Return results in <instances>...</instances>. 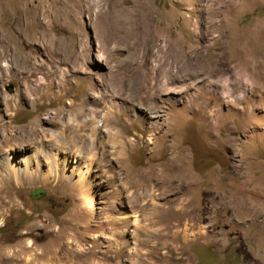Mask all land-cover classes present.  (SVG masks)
I'll return each mask as SVG.
<instances>
[{
  "label": "rangeland",
  "instance_id": "374dc122",
  "mask_svg": "<svg viewBox=\"0 0 264 264\" xmlns=\"http://www.w3.org/2000/svg\"><path fill=\"white\" fill-rule=\"evenodd\" d=\"M0 145V264H264V0H0Z\"/></svg>",
  "mask_w": 264,
  "mask_h": 264
},
{
  "label": "trees",
  "instance_id": "16d2710c",
  "mask_svg": "<svg viewBox=\"0 0 264 264\" xmlns=\"http://www.w3.org/2000/svg\"><path fill=\"white\" fill-rule=\"evenodd\" d=\"M41 195H43L42 191H40V192H38V193H36L34 195H30V196H31V198H37L38 196H41Z\"/></svg>",
  "mask_w": 264,
  "mask_h": 264
},
{
  "label": "bare ground",
  "instance_id": "6f19581e",
  "mask_svg": "<svg viewBox=\"0 0 264 264\" xmlns=\"http://www.w3.org/2000/svg\"><path fill=\"white\" fill-rule=\"evenodd\" d=\"M4 140L7 142L9 139L4 138ZM4 143V142H3ZM19 144V143H18ZM115 145V144H114ZM1 146V145H0ZM7 146V145H6ZM121 146V145H120ZM2 149V148H1ZM26 169V168H25ZM24 169L23 174L26 173V170ZM14 172V171H12ZM15 173V172H14ZM12 174V173H11ZM27 174V173H26Z\"/></svg>",
  "mask_w": 264,
  "mask_h": 264
}]
</instances>
